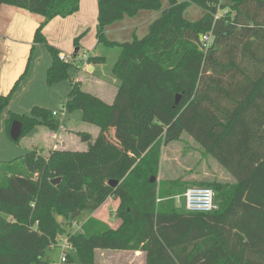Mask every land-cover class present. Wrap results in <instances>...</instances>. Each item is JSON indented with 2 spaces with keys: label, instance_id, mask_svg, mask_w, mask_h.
<instances>
[{
  "label": "trees",
  "instance_id": "16d2710c",
  "mask_svg": "<svg viewBox=\"0 0 264 264\" xmlns=\"http://www.w3.org/2000/svg\"><path fill=\"white\" fill-rule=\"evenodd\" d=\"M3 5L44 17L34 43L53 57L48 85L68 80L72 64L62 61L43 30L55 18L78 13L81 0H0ZM192 5L205 12L195 22L187 19ZM162 7V0H98V42L122 49L111 67L115 99L108 104L75 83L62 110L82 111L83 122L100 130L96 139L78 133L87 150L34 151L0 165V264H52L49 253L64 224L91 216L110 198L120 202L117 229L91 217L68 235L81 264H93L99 249L141 251L147 264H264V0H170L146 37L107 39L116 22ZM211 32L213 44L204 51L201 39ZM26 73L0 96V117ZM15 121L23 125L17 143L38 127L53 133L62 127L39 107L31 116L13 115L9 132ZM184 134L234 180L203 185L216 193L213 213L180 212L175 197L185 186L151 182L160 174L163 149ZM19 162L36 178L21 173Z\"/></svg>",
  "mask_w": 264,
  "mask_h": 264
},
{
  "label": "crops",
  "instance_id": "0c3cea01",
  "mask_svg": "<svg viewBox=\"0 0 264 264\" xmlns=\"http://www.w3.org/2000/svg\"><path fill=\"white\" fill-rule=\"evenodd\" d=\"M84 3L87 5L85 0H81V12L66 19L55 18L43 30L49 44L57 48L61 55L71 56L75 47V40L81 36L82 32L84 33L87 27V18L82 8ZM43 22L44 17L21 8L3 5L0 9V96H8L16 83L27 72L12 95L9 106L0 117L1 164L14 162L15 160L21 161L24 156L34 151L44 156H48L50 155L49 152L57 150L76 151L72 150V147H75L77 142L81 141L78 133H88L92 139L99 136L100 130L97 127L96 135L93 131H87L86 125L88 124L83 122L82 111L77 110L81 113V116L74 117L73 112L69 113L62 110L75 83H80L85 92L98 96L108 104L114 101L117 93L118 84L111 72V67L118 61L122 49L118 47L107 48L99 42L95 47L96 49H94L95 51H91L88 54L89 56L85 54L80 60L83 61L85 72H80L79 75H76V72L73 75L69 73L70 78L68 81L49 86L48 72L53 66V57L49 50L45 48V45L34 43L35 32ZM109 29L110 27L107 29L106 34H108ZM76 56L75 53L71 56L74 61ZM93 57L103 58L104 62L97 65L89 63L85 65V60ZM75 65L80 69L79 63L75 62ZM36 107L57 114V117L62 119L60 131L53 133L44 127H38L25 136L23 140L21 139V141H24L20 142L21 147L15 146L9 140L11 137L7 122L13 115L31 116L32 110ZM57 108L61 109L62 112H58ZM113 130L115 129L112 128L111 131ZM112 141L119 143L118 140ZM81 143L86 145V149L83 150L86 151L88 144L82 141ZM20 165L21 171L24 170L23 162H20ZM162 166L163 154L161 156L160 172ZM106 204L113 206L112 208L115 211L112 210V213L116 215L120 202L110 198L89 218L93 217L102 221L101 213ZM146 261V253L141 251L99 249L95 251L94 264H147Z\"/></svg>",
  "mask_w": 264,
  "mask_h": 264
},
{
  "label": "rangeland",
  "instance_id": "374dc122",
  "mask_svg": "<svg viewBox=\"0 0 264 264\" xmlns=\"http://www.w3.org/2000/svg\"><path fill=\"white\" fill-rule=\"evenodd\" d=\"M190 0H177L178 3H182ZM87 5H83V10L85 12L87 27L80 35L81 38L79 40L78 46L75 45L73 48V52L71 54L74 55L75 50L77 48L80 49V52L76 56V60H70L72 64L69 68V73L73 75L76 72V75H79L80 72H85V68L83 66V61H80L82 57L86 54L88 55L91 51H95V47L98 43L97 37V26L98 22V0H85ZM91 3V5H90ZM162 10L161 12L156 11H141L134 18H125L123 21L116 22V25L110 26L109 32L106 35L108 40L117 41L119 43H127L133 40L134 35L138 36L140 39L146 37L149 32V26L161 16L162 11L168 9L170 7V0H162ZM81 10V5H80ZM79 10V12H81ZM225 11L221 8L218 9V16H221ZM204 10L198 7L197 5H192V7L187 11V19L195 22L198 21L203 15ZM46 49H48L45 46ZM119 50V49H118ZM70 56V57H71ZM89 56V55H88ZM75 62L79 63L80 69H78L75 65ZM69 80V79H68ZM67 80V81H68ZM58 112H62L61 109L57 108ZM74 117L81 116V113L78 111L73 112ZM32 115V113H31ZM62 118V116H61ZM60 119V118H59ZM62 121V119H60ZM87 131H93L94 135H96V127L92 125H86ZM92 132V133H93ZM27 136V135H26ZM24 137L22 138V140ZM9 140L15 146H20L19 143L13 141L9 138ZM112 142V140H110ZM114 142V141H113ZM23 144V143H22ZM86 149V145L78 141L75 147H72V150L83 151ZM58 151V150H57ZM54 151L49 152L48 154L53 153ZM163 166L162 171L158 175L157 181L158 183H164L166 181H179V188L185 186V189L191 187H203L205 184L212 183H233V178L210 156H207L203 149L197 144L190 136L184 134L181 141L175 142L166 146L163 149ZM13 159V158H12ZM12 161V160H11ZM19 161V160H15ZM14 161V162H15ZM22 163V162H21ZM20 164V162H19ZM1 165V163H0ZM21 173L28 175L32 179H35V174L29 173L26 169L22 170ZM181 205L178 207L180 212H184V198H181ZM112 205L106 204V207L102 211V221L105 222L109 227L116 228L120 224V220L115 217V214L112 213ZM115 211V210H113ZM87 213H83L77 222H73L70 224V221L65 223L63 229L64 233L57 236V241L62 238H67L68 235H72L80 232L78 230L81 228L89 219ZM100 218V217H98ZM59 222L63 223V219L59 218ZM49 255L51 256L52 264H57L60 261L61 251L59 249L50 251ZM72 262H66L62 264H81L80 256L77 252H70ZM147 262V261H146ZM95 263V261H94ZM93 263V264H94Z\"/></svg>",
  "mask_w": 264,
  "mask_h": 264
},
{
  "label": "built area",
  "instance_id": "2783aa9c",
  "mask_svg": "<svg viewBox=\"0 0 264 264\" xmlns=\"http://www.w3.org/2000/svg\"><path fill=\"white\" fill-rule=\"evenodd\" d=\"M214 36L213 33L204 35L201 39L202 49L207 51L213 44ZM62 61L70 62L72 57L67 55H60ZM88 64V59L85 60V65ZM55 116L57 114L54 113ZM181 198H184V210L187 213H213L219 209V204L216 201V193L209 187H191L188 188L182 196L176 197V206L180 207ZM79 228L78 230H80ZM57 245L51 247L52 250L59 249L61 251V257L58 264L66 263L70 252L73 250L67 238H62L57 241Z\"/></svg>",
  "mask_w": 264,
  "mask_h": 264
},
{
  "label": "water",
  "instance_id": "95a60500",
  "mask_svg": "<svg viewBox=\"0 0 264 264\" xmlns=\"http://www.w3.org/2000/svg\"><path fill=\"white\" fill-rule=\"evenodd\" d=\"M78 52H79V48H77V49L75 50V56L78 54ZM179 101H180V96L177 98V102H176V104H178ZM22 133H23V125H22V123L19 122V121H15V122L12 124L11 130H10V137H11V139H12L13 141H18V140L21 138ZM156 180H157V178L153 177V178L151 179V182L154 183ZM61 181H62V179H61V178H58V179H56V180L53 181V184H54V185H58V184L61 183ZM117 184H118L117 181H110V185H111V186H116ZM79 215H80V212L77 213V214L75 215V217L77 218ZM60 219H62V218L60 217Z\"/></svg>",
  "mask_w": 264,
  "mask_h": 264
}]
</instances>
